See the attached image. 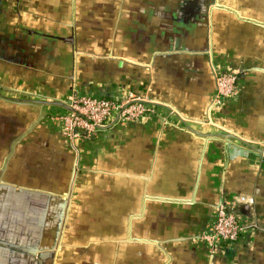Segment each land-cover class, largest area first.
Returning <instances> with one entry per match:
<instances>
[{
    "label": "crops",
    "instance_id": "1",
    "mask_svg": "<svg viewBox=\"0 0 264 264\" xmlns=\"http://www.w3.org/2000/svg\"><path fill=\"white\" fill-rule=\"evenodd\" d=\"M130 92L162 105L61 134L72 95ZM245 142L264 150V0H0V264H264ZM219 205L251 226L209 246Z\"/></svg>",
    "mask_w": 264,
    "mask_h": 264
},
{
    "label": "built area",
    "instance_id": "2",
    "mask_svg": "<svg viewBox=\"0 0 264 264\" xmlns=\"http://www.w3.org/2000/svg\"><path fill=\"white\" fill-rule=\"evenodd\" d=\"M217 101L222 102L238 93V83L232 72L219 71L215 74ZM68 107L65 114L55 117L61 134L70 143L88 140L99 130L114 125L128 124L141 120L157 111L162 104L130 92L125 96H89L74 94L64 101ZM237 202L252 203L251 197L241 196ZM251 225L225 205H219L210 229L200 235L209 246L221 242L236 241Z\"/></svg>",
    "mask_w": 264,
    "mask_h": 264
},
{
    "label": "rangeland",
    "instance_id": "3",
    "mask_svg": "<svg viewBox=\"0 0 264 264\" xmlns=\"http://www.w3.org/2000/svg\"><path fill=\"white\" fill-rule=\"evenodd\" d=\"M219 71H222V70H217L216 73H218ZM223 72H232V73H234L235 77H236V81L238 80V70L237 69H233V70H230V71H223Z\"/></svg>",
    "mask_w": 264,
    "mask_h": 264
},
{
    "label": "water",
    "instance_id": "4",
    "mask_svg": "<svg viewBox=\"0 0 264 264\" xmlns=\"http://www.w3.org/2000/svg\"><path fill=\"white\" fill-rule=\"evenodd\" d=\"M244 142V141H243ZM246 144H248L249 146H251L253 149H255L256 151H258V152H264V150H263V148H259V147H256V146H254V145H251L250 143H248V142H245Z\"/></svg>",
    "mask_w": 264,
    "mask_h": 264
}]
</instances>
